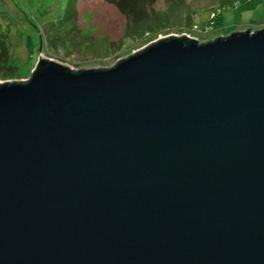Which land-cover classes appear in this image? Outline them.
Listing matches in <instances>:
<instances>
[{
	"label": "water",
	"instance_id": "1",
	"mask_svg": "<svg viewBox=\"0 0 264 264\" xmlns=\"http://www.w3.org/2000/svg\"><path fill=\"white\" fill-rule=\"evenodd\" d=\"M0 264H264V28L0 83Z\"/></svg>",
	"mask_w": 264,
	"mask_h": 264
},
{
	"label": "rangeland",
	"instance_id": "2",
	"mask_svg": "<svg viewBox=\"0 0 264 264\" xmlns=\"http://www.w3.org/2000/svg\"><path fill=\"white\" fill-rule=\"evenodd\" d=\"M136 7L126 16L110 0H0L7 53L0 83L28 80L41 58L73 70L110 67L171 35L205 41L264 28V0H141ZM214 15L221 27L206 31Z\"/></svg>",
	"mask_w": 264,
	"mask_h": 264
},
{
	"label": "trees",
	"instance_id": "3",
	"mask_svg": "<svg viewBox=\"0 0 264 264\" xmlns=\"http://www.w3.org/2000/svg\"><path fill=\"white\" fill-rule=\"evenodd\" d=\"M110 1L126 16H128V15L133 16L132 13H133V11L134 12L137 11L136 6H138V3L141 5V0H110ZM218 22H219L218 17L216 15H214L209 20V24L206 25L203 29H205L206 31H209V32H211L213 29L217 30L218 27H221V25H219ZM211 24H212V26H211ZM216 24H218V25H216ZM206 27H209V28L207 29ZM0 47H1L0 58L2 57V59H3V56H5V54H7V53H6V49H5L2 42H0Z\"/></svg>",
	"mask_w": 264,
	"mask_h": 264
},
{
	"label": "built area",
	"instance_id": "4",
	"mask_svg": "<svg viewBox=\"0 0 264 264\" xmlns=\"http://www.w3.org/2000/svg\"><path fill=\"white\" fill-rule=\"evenodd\" d=\"M207 29L209 28V27H206Z\"/></svg>",
	"mask_w": 264,
	"mask_h": 264
}]
</instances>
